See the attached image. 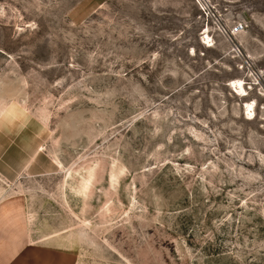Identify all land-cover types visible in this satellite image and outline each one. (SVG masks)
<instances>
[{
  "label": "rangeland",
  "instance_id": "rangeland-1",
  "mask_svg": "<svg viewBox=\"0 0 264 264\" xmlns=\"http://www.w3.org/2000/svg\"><path fill=\"white\" fill-rule=\"evenodd\" d=\"M208 4L0 0V264H264V0Z\"/></svg>",
  "mask_w": 264,
  "mask_h": 264
},
{
  "label": "bare ground",
  "instance_id": "bare-ground-1",
  "mask_svg": "<svg viewBox=\"0 0 264 264\" xmlns=\"http://www.w3.org/2000/svg\"><path fill=\"white\" fill-rule=\"evenodd\" d=\"M205 34H208V33H205ZM206 38H208V36ZM201 42H205V41H201ZM237 49H238V47H235V50L239 51ZM228 85L231 88L235 89V90L233 89V91L236 95H241V96L244 95L245 89H244V81L242 79H233L228 83ZM246 110L248 111L247 115H249L247 118H251L252 112H253V105L251 103L247 102L246 103Z\"/></svg>",
  "mask_w": 264,
  "mask_h": 264
},
{
  "label": "built area",
  "instance_id": "built-area-1",
  "mask_svg": "<svg viewBox=\"0 0 264 264\" xmlns=\"http://www.w3.org/2000/svg\"><path fill=\"white\" fill-rule=\"evenodd\" d=\"M196 2L198 3V5H199V7L201 9H205V8H208L209 7L208 0H196ZM243 28H244V24L242 22H240V21H237L230 28V33L240 32V31L243 30ZM203 29H204V27H203Z\"/></svg>",
  "mask_w": 264,
  "mask_h": 264
}]
</instances>
